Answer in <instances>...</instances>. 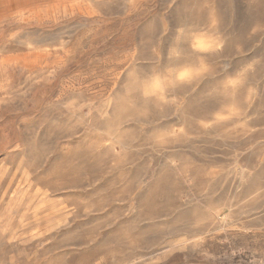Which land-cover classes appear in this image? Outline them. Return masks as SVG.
<instances>
[{
  "label": "bare ground",
  "instance_id": "obj_1",
  "mask_svg": "<svg viewBox=\"0 0 264 264\" xmlns=\"http://www.w3.org/2000/svg\"><path fill=\"white\" fill-rule=\"evenodd\" d=\"M5 19L54 26L66 19L67 25L37 40L43 42L71 36L87 23L118 22L117 57L106 66L99 100L87 113L54 121L57 130L77 138L54 171L72 185L108 178V187L123 192L142 188L138 210L119 232L129 235L145 221L153 225L158 213L178 210L180 176L187 173L195 174L203 205L177 212L174 224L219 227L227 223L219 209L231 206L264 214V0H0V22ZM65 59L34 51L6 61L48 69ZM41 150L35 145L32 155ZM228 157L243 163L228 169ZM144 177L150 181L143 184ZM24 182L27 189L9 205L25 203L23 209L38 216L49 200L28 190L33 183L27 176ZM108 199L92 202L98 207ZM69 218L51 206L32 223L42 220L57 230ZM259 218L264 223V215ZM183 243L173 241L170 248Z\"/></svg>",
  "mask_w": 264,
  "mask_h": 264
},
{
  "label": "rangeland",
  "instance_id": "obj_2",
  "mask_svg": "<svg viewBox=\"0 0 264 264\" xmlns=\"http://www.w3.org/2000/svg\"><path fill=\"white\" fill-rule=\"evenodd\" d=\"M67 24L66 19L55 26L12 19L0 22V264H264V223L259 218L264 214L258 213L260 209L237 213L234 206L220 208L219 217L227 223L209 224L205 231L191 221L173 223L177 212L187 210L188 205H203L201 194L194 190L195 174L180 176L183 204L178 210L158 213L153 225L145 221L142 228L139 225L124 235L119 228L138 210L142 188L123 192L108 187V178L72 185L65 174L54 171L77 140L57 130L55 119L62 121L70 113L91 110L106 87V66L118 50L119 24L110 19L87 23L71 36L37 41ZM34 51L66 59L48 69H28L6 61ZM35 145L42 150L32 155ZM30 156L33 163H29ZM225 163L235 169L243 162L233 163L228 157ZM26 176L34 184L28 189L31 193H45L50 207L69 213L68 226L48 230L42 220L32 223L46 215L49 206L34 217L33 209H23L25 203L9 205L10 198L27 189ZM149 181L144 177L143 184ZM103 195L110 199L95 206L92 201ZM25 212L28 216L22 220L20 214ZM179 239L184 246L172 250L170 243Z\"/></svg>",
  "mask_w": 264,
  "mask_h": 264
}]
</instances>
